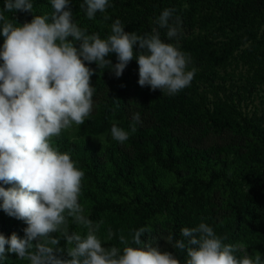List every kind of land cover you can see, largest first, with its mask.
<instances>
[{
  "label": "trees",
  "instance_id": "obj_1",
  "mask_svg": "<svg viewBox=\"0 0 264 264\" xmlns=\"http://www.w3.org/2000/svg\"><path fill=\"white\" fill-rule=\"evenodd\" d=\"M33 15L51 16L50 0H31ZM109 0L110 9H116L115 20L125 25L126 32L144 34L151 31L153 21L165 8L174 9L173 16H179L189 25L191 32L182 28L181 35L173 41L179 49L190 55L191 67L197 69L190 86L169 96L159 89L138 84V64L129 62L119 78L108 67L98 68L95 63L88 66L96 74L93 77L106 84L112 82L110 95L99 103L97 111L77 125L76 135L85 137L106 131L117 118L118 125L129 132L125 142L128 149L112 142L109 160L113 170L106 174L105 165L98 151L91 148L89 140L72 139L66 130L53 137L54 146L74 156L88 181L97 187L91 192L82 186L80 204L89 199V206L82 207L84 214L99 225L97 235L105 247L120 245L118 237L123 234L131 240L132 232L147 227L153 235L160 226L168 233L180 238L183 227H195L205 222L213 227L223 243L234 244L240 240L251 250V256L261 254L264 258V117L257 116V109L245 110L244 103L255 102L264 93V0ZM200 2L212 4L209 11L197 15ZM4 0H0V10ZM84 0H71L73 21L88 34L98 33L101 38L111 34V26L102 25L98 20L86 16ZM218 8H217V7ZM220 8V9H219ZM215 9H219L218 11ZM31 13H6L15 24L30 22ZM151 16V20L147 18ZM200 29H206L205 33ZM166 30L161 38L166 40ZM4 37L0 34V47ZM134 51H139L138 45ZM106 59L117 63L116 54ZM208 63L207 74L199 64ZM211 66V67H210ZM231 66L242 68L237 80L245 76L238 89L224 96L209 97L193 82L204 78L211 82L219 77L216 67ZM248 73L250 76H248ZM199 94V93H198ZM131 97L145 104L147 112L154 115L152 122L134 124L132 116L125 111ZM262 96L260 95V98ZM135 126L136 131L131 132ZM231 129L235 134L229 143L198 147L189 141L191 134ZM231 152L239 156L231 157ZM5 188L12 185H0ZM245 219L250 223L246 224ZM26 227L22 221L8 216L0 209V234L6 238L15 233L23 238ZM115 233L108 240V229ZM69 233L86 235L87 229L68 219ZM59 233H53L58 236ZM59 247L66 249L61 239ZM238 247V246H237ZM7 248V246H6ZM183 261L184 254L170 248ZM8 254L2 262L8 264ZM238 257L244 254L235 253ZM63 258L67 259L66 252Z\"/></svg>",
  "mask_w": 264,
  "mask_h": 264
},
{
  "label": "clouds",
  "instance_id": "obj_2",
  "mask_svg": "<svg viewBox=\"0 0 264 264\" xmlns=\"http://www.w3.org/2000/svg\"><path fill=\"white\" fill-rule=\"evenodd\" d=\"M53 12L33 15L31 0H4L0 10V209L26 224L23 238L0 234V262L5 253L27 264H264L261 254L238 257V247L223 243L213 227L200 222L183 227L180 238L163 237L184 254L181 261L172 251H161L142 241L147 227L133 230L131 240L121 234L120 245L105 247L97 235L99 225L84 214L80 196L84 171L67 151L53 144V137L73 125H82L94 108L96 74L88 65L108 67L119 78L130 61L138 64V84L172 96L190 86L197 69L189 68V54L175 43L182 21L165 8L144 34L126 32L116 19L111 34H88L73 21L71 0H50ZM88 19L105 13L109 0H84ZM31 13L30 22L15 24L6 13ZM104 19L109 17L104 16ZM166 30V40L161 30ZM138 45L139 51H134ZM115 53L117 63L106 59ZM134 124L143 123L139 112ZM135 126L131 132H135ZM130 133L117 124L110 136L120 144ZM87 229L86 235L69 233L68 219ZM53 233H59L53 236ZM115 233L108 229V240ZM66 241V249L59 247ZM7 246V248H6ZM66 252L67 259L63 258Z\"/></svg>",
  "mask_w": 264,
  "mask_h": 264
},
{
  "label": "rangeland",
  "instance_id": "obj_3",
  "mask_svg": "<svg viewBox=\"0 0 264 264\" xmlns=\"http://www.w3.org/2000/svg\"><path fill=\"white\" fill-rule=\"evenodd\" d=\"M183 5H188L186 0H180ZM217 7V6H216ZM197 15H195L196 18L199 17L203 12L211 10L213 8L212 4H208L205 2H200V4L197 5ZM218 8V7H217ZM220 9V8H219ZM215 9V10H219ZM117 10L110 9L106 10L105 13H103L102 19L98 20L99 23L102 25H108L111 26L112 23L115 21V15ZM104 16L109 17V19H104ZM151 16L147 18V20H151ZM184 23L182 24V28L185 29L186 32H191V28L189 29V25L186 23V21H183ZM205 33L206 29H200ZM208 63H200L199 66L201 67L200 69L202 72H205V75L207 74V69L208 68ZM211 67V66H210ZM189 68H191V65H189ZM216 70L219 72V77H216L214 80L211 82H207L204 78L197 79L193 82L192 86L193 89L198 91L197 95H201V93L207 94L210 98L211 97H216L217 95L224 96L225 94H230L233 93L235 95H238V89L239 84H241V81L244 80L245 76L240 80H237V78L240 76V74H244V71L242 68H238L236 70H233L231 66L227 67H216ZM248 76L249 73H248ZM91 85L94 87V108H93V113L97 111L99 108V103L103 101L105 98H107L110 95V91L112 88V82L107 81L106 84H102L98 80H96L93 76L91 77ZM260 95L262 96L260 98ZM259 97L256 99L255 102L251 103V100L248 101V103H244V108L245 110H252L254 111L257 109V116L264 117V93H261ZM147 108L145 104H141L140 99L131 97V99L127 103V109L125 111V114L127 116H132L133 113L139 112L141 115V119L143 123L148 124V122H152L154 120V115H152L150 112H147ZM264 119V118H263ZM117 118H113L111 120V124L113 125L114 123L118 125L117 123ZM111 125V126H112ZM111 126L104 132L94 134V135H86L85 137H78L76 135V127L77 125H73L72 128L67 129V133L70 135L72 139H78L82 140L85 144L87 140H89V146L91 148H94L98 151V154L100 155V160L103 165H105V173L109 174L113 170L111 161L109 160V148L108 146L112 143L115 142L120 148L125 149L127 151H130L128 149L127 145L120 144L119 142L115 141L114 139L111 138L110 136V129ZM120 127V126H119ZM235 134L231 129H222L219 131H213L211 130L210 132H201L198 130L197 132L193 133L190 135L188 138L190 143L192 145L198 146V147H211V145H221L225 143H229L231 140H234ZM239 156V154L236 152H231V157L233 156ZM72 159L74 160V156H72ZM83 185L85 188L87 187L91 192H96L97 187H94L91 182L88 181V178H84L83 180ZM81 204L86 207L89 206V210H92V207L89 205V199L88 198H83ZM245 223L249 224L250 221L245 219ZM168 230L165 226H160L159 229L154 233L153 235L149 234L147 235L146 240L144 241L145 243L151 242L152 246L154 247H159L161 251H170L171 244L167 243L163 237L167 236ZM237 246L239 247L240 251L244 255H251V250L244 245L240 240H237ZM264 260V258L262 259ZM8 264H27L26 261L24 260H19L18 257L10 253L8 254ZM0 264H5L4 262H0Z\"/></svg>",
  "mask_w": 264,
  "mask_h": 264
}]
</instances>
